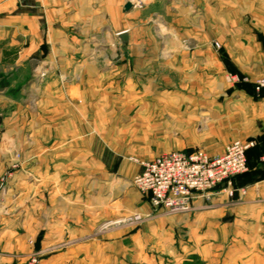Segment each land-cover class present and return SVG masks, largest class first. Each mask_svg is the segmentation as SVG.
Returning a JSON list of instances; mask_svg holds the SVG:
<instances>
[{
	"label": "crops",
	"instance_id": "obj_1",
	"mask_svg": "<svg viewBox=\"0 0 264 264\" xmlns=\"http://www.w3.org/2000/svg\"><path fill=\"white\" fill-rule=\"evenodd\" d=\"M263 69L264 0H0V264H162L198 241L202 264H264ZM234 140L232 196L175 217L131 185L135 159Z\"/></svg>",
	"mask_w": 264,
	"mask_h": 264
},
{
	"label": "built area",
	"instance_id": "obj_2",
	"mask_svg": "<svg viewBox=\"0 0 264 264\" xmlns=\"http://www.w3.org/2000/svg\"><path fill=\"white\" fill-rule=\"evenodd\" d=\"M253 84L256 92L264 88V69ZM251 146L250 141L234 140L217 156L201 150L169 152L141 162V171L132 183L147 197L154 212L186 214L193 209L195 198L209 199L219 185L225 184L228 195H233L234 179L248 170L246 152ZM27 264L37 261L31 259Z\"/></svg>",
	"mask_w": 264,
	"mask_h": 264
},
{
	"label": "rangeland",
	"instance_id": "obj_3",
	"mask_svg": "<svg viewBox=\"0 0 264 264\" xmlns=\"http://www.w3.org/2000/svg\"><path fill=\"white\" fill-rule=\"evenodd\" d=\"M179 36H180L179 40H182V42L186 41L184 35H179ZM212 44H213L214 49L219 52V50H220L219 44L216 41H212ZM235 75L237 76V79L234 81V76ZM228 77H229L228 81H229L230 84L231 83L235 84V83H237L239 81L243 82V76L231 73V74L228 75ZM244 79H246V78H244ZM73 83H75V82L69 81L67 89H69L70 85L73 84ZM68 93L71 95L70 91ZM71 97H72V95H71ZM170 152H173V151H170ZM132 161H133V159H132ZM135 162H137L140 165V163L143 162V161H138V160L135 159ZM18 168H20L19 162H13V164L12 163L10 164V169L11 170H15V169H18ZM8 176H9V174L0 176V179H1L0 180L1 181L0 182V190L3 187V185L5 184L6 179H7ZM132 180H131V185L140 193V191L133 185ZM141 195H143V194H141ZM177 215L178 216L179 215H185V213L184 214H177ZM136 216H138V217H136ZM171 216H175L176 217V215H171ZM141 218L142 217L139 216L138 214H129V215H126V216H122V217L117 218V219H115L113 221H111V220L105 221V224H104L105 227L103 229H105L106 227H108V228H110V227L121 228L122 226H131V225H134L135 223H139L141 221ZM177 234H178V238L182 239L183 246H185V244H186V229L184 227L183 228H179L178 231H177ZM30 244H32V242H30ZM194 245L195 246H194L193 253H200L201 242L200 241L194 242ZM183 251L185 252L186 250H184V248H183ZM193 253H190L188 255H185V253H183L182 257H179L181 255V253H176L177 255L175 253H162V258H163L162 259V264H202L200 257L197 256L196 254H193ZM31 259H36L37 264H38V259H37L36 255L31 256L30 259L25 264L29 263V261Z\"/></svg>",
	"mask_w": 264,
	"mask_h": 264
},
{
	"label": "water",
	"instance_id": "obj_4",
	"mask_svg": "<svg viewBox=\"0 0 264 264\" xmlns=\"http://www.w3.org/2000/svg\"><path fill=\"white\" fill-rule=\"evenodd\" d=\"M131 8V4L130 3H126L125 5H124V10H129Z\"/></svg>",
	"mask_w": 264,
	"mask_h": 264
},
{
	"label": "trees",
	"instance_id": "obj_5",
	"mask_svg": "<svg viewBox=\"0 0 264 264\" xmlns=\"http://www.w3.org/2000/svg\"><path fill=\"white\" fill-rule=\"evenodd\" d=\"M245 173H246V172H245ZM243 174H244V173H243ZM241 175H242V174H241ZM238 176H240V175H238ZM238 176H236V178H237ZM236 178H235V179H236Z\"/></svg>",
	"mask_w": 264,
	"mask_h": 264
}]
</instances>
